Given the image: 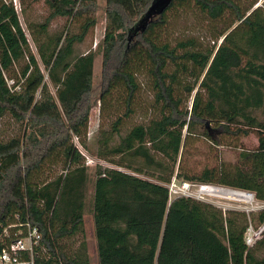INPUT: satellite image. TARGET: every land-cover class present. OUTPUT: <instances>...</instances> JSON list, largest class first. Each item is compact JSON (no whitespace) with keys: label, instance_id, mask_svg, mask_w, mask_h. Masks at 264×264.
<instances>
[{"label":"trees","instance_id":"obj_1","mask_svg":"<svg viewBox=\"0 0 264 264\" xmlns=\"http://www.w3.org/2000/svg\"><path fill=\"white\" fill-rule=\"evenodd\" d=\"M97 1L44 0L50 13L42 23L23 18L36 56L13 10L1 7L0 120L9 117L22 133L0 142V251L24 239L28 225L40 238L21 253L22 262L92 264L83 229L92 201L99 264H264V237L253 247L243 239L251 216L254 227L264 225V209L254 214L191 198L170 201L167 189L175 179L247 191L264 202V0H172L153 11L157 0H107L103 41L75 57L74 46L97 25ZM189 7L220 23L207 49L194 38L173 45L164 38L168 16ZM58 17L78 22L80 32L49 35ZM97 55L103 57L98 101L104 109L122 96L125 111L90 147ZM140 71L159 116L121 136ZM184 75L192 81L183 82ZM250 134L257 146L241 150L236 164L185 168L194 138L220 147L222 136L237 141ZM75 139L111 166L98 165L91 175Z\"/></svg>","mask_w":264,"mask_h":264},{"label":"rangeland","instance_id":"obj_2","mask_svg":"<svg viewBox=\"0 0 264 264\" xmlns=\"http://www.w3.org/2000/svg\"><path fill=\"white\" fill-rule=\"evenodd\" d=\"M252 1V0H248ZM107 0H98L97 6L98 10L95 14L97 25L91 30L81 44H76L74 46V56L85 55L89 51H95L96 47L100 45L103 41L106 29V13H107ZM23 5L25 8V13L23 15L24 20L27 23H42L49 15V8L44 3V0L32 3L31 0H23ZM261 5V2L258 4ZM257 5V6H258ZM256 6V7H257ZM170 18L169 29L164 35V38L168 40L172 45L181 40H188L190 38L196 39L198 44L202 49H207L213 45V40L210 37L211 32L214 29L220 28V23H213L207 20L203 14L196 8H179L177 12L172 13L168 16ZM48 34L53 35L58 32H64L66 30L69 33L78 34L80 32V24L76 21L70 22L66 18H55L49 24ZM31 42V41H30ZM220 40L218 41L219 45ZM31 51L36 56V49L32 43ZM102 61L103 57L101 55L96 56V60L93 68V89L90 98V115L88 123V133L86 137V143L90 146H96L95 141L99 137L101 129L107 130L112 122L118 117L124 114L125 109L122 105V96L114 95L110 102L105 103L104 109L101 107L100 101H98L101 88L103 85V74H102ZM173 71V68H170ZM138 74V84L139 93L137 94L132 108L133 114L129 117L124 118L121 126V136L133 128L134 126L146 124L149 120L158 118L159 107L153 106L154 93L150 87V81L146 73L140 71ZM183 82H191L187 75L182 76ZM11 84V82H9ZM182 94V93H180ZM184 97V95H183ZM192 97L189 99L187 106H190ZM22 133V128L16 125L9 117H5L0 120V142H5L8 138H11ZM223 145L216 147L211 140H207L204 137H196L193 142H190L189 148L186 150L185 158V168L189 167L195 171H200L206 166L216 165L219 163L233 165L238 161V153L241 150H252L257 146V139L255 134H250L247 137L240 138L239 140H232L224 136L220 137ZM233 143V144H231ZM79 150L84 154L85 160H87L86 165L89 168V173L92 175L95 167L101 165L108 168L111 166L109 163H104L102 161L96 160L94 157H90L88 153L79 145ZM135 165L142 164L141 161L134 162ZM61 169L58 164L57 168H52L53 172H57ZM177 186H181V182H178ZM215 186V185H214ZM219 187V186H218ZM217 187V188H218ZM194 192V189H191ZM225 195V194H223ZM198 200L213 204L223 211L229 209L244 210L243 204H239L234 201H227L218 197H203ZM92 201H89L86 208L85 223L83 229H85V240L88 244V253L90 257V262L92 264H99L97 261V245L95 239V230L93 228V216H92ZM258 213V212H254ZM251 223L255 224L254 215L250 217ZM82 240V235H79L74 239L76 244H73L74 249Z\"/></svg>","mask_w":264,"mask_h":264},{"label":"built area","instance_id":"obj_3","mask_svg":"<svg viewBox=\"0 0 264 264\" xmlns=\"http://www.w3.org/2000/svg\"><path fill=\"white\" fill-rule=\"evenodd\" d=\"M74 1L80 2L81 0H74ZM1 7L9 8L13 10V12L18 18L19 25L21 26L23 36L26 42L29 43L30 48H32V42H30L31 40H30L29 31L23 21V8H22L21 0H0V12H1ZM74 141L75 143H77L76 139ZM78 148H79V145H78ZM82 155L84 156L83 153ZM176 183L177 181L173 179L171 183L167 185L170 201L177 199L178 197L191 198L194 200L195 199L198 200L197 197L199 198L218 197V198H221L227 201L230 200V201L237 202L239 204H243L245 209L244 210L238 209V210L243 211L245 213L260 212L264 209V202L263 203L257 202L254 194L247 192V191L243 192V191L234 190L230 188L226 189V188H222V187H218L214 185H202V184L193 185V184H187V183H180L181 186L178 187ZM191 189H194V192L191 191ZM211 189H214L218 193L210 194ZM238 196H243L245 199L246 198H249V199L248 201H240V200H237L240 198ZM27 227H28L27 228L28 234L24 239H16L15 241L11 242L7 247L3 248L0 251V264H32V262H26V263L22 262L20 259V255L21 253H24L25 251L31 252L33 249V245L37 244L40 237H39L38 230H36L35 228H31L28 225ZM263 237H264V225L259 226V227H254L253 225H250L247 228V231L244 234L243 239L245 241L246 247H253Z\"/></svg>","mask_w":264,"mask_h":264},{"label":"water","instance_id":"obj_4","mask_svg":"<svg viewBox=\"0 0 264 264\" xmlns=\"http://www.w3.org/2000/svg\"><path fill=\"white\" fill-rule=\"evenodd\" d=\"M172 0H157L155 6L151 9L153 11L155 8H165L170 5Z\"/></svg>","mask_w":264,"mask_h":264},{"label":"bare ground","instance_id":"obj_5","mask_svg":"<svg viewBox=\"0 0 264 264\" xmlns=\"http://www.w3.org/2000/svg\"><path fill=\"white\" fill-rule=\"evenodd\" d=\"M216 193H218L217 191H215L214 189H211V192H210V194H216ZM238 197H240L239 199H237V200H240V201H248V199L249 198H244L243 196H238Z\"/></svg>","mask_w":264,"mask_h":264}]
</instances>
